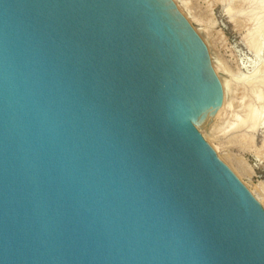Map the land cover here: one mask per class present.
<instances>
[{"label": "water", "instance_id": "obj_1", "mask_svg": "<svg viewBox=\"0 0 264 264\" xmlns=\"http://www.w3.org/2000/svg\"><path fill=\"white\" fill-rule=\"evenodd\" d=\"M222 102L173 0H0V264H264Z\"/></svg>", "mask_w": 264, "mask_h": 264}, {"label": "rangeland", "instance_id": "obj_2", "mask_svg": "<svg viewBox=\"0 0 264 264\" xmlns=\"http://www.w3.org/2000/svg\"><path fill=\"white\" fill-rule=\"evenodd\" d=\"M181 1L187 3V13L189 11L190 16L197 19L194 20L197 28L203 31L209 29L207 33L205 32L208 35L205 34L208 37L206 46L207 49L209 48V58L213 57L212 60H215L216 66L220 67L223 79L230 82L229 93L232 107L218 121L211 122L212 124L210 123L202 136L214 151L212 146L217 147L218 151L215 152L246 188L255 193L264 209V12L255 10L252 13L253 8L247 0ZM228 13L236 16L230 18ZM257 16L261 17L257 18ZM212 60L210 59L211 64ZM249 84L253 85L249 86ZM257 87L262 89L259 90ZM255 88L258 89L260 97L263 96L261 100L259 99L260 101H257L253 95ZM251 108L258 113L259 126L255 132L245 133L246 130L234 132L228 128V124L233 122V116L236 113L244 116ZM252 136L255 137L254 140ZM230 157L238 161L244 169L243 172L234 170L235 166L231 163Z\"/></svg>", "mask_w": 264, "mask_h": 264}, {"label": "bare ground", "instance_id": "obj_3", "mask_svg": "<svg viewBox=\"0 0 264 264\" xmlns=\"http://www.w3.org/2000/svg\"><path fill=\"white\" fill-rule=\"evenodd\" d=\"M174 2H175V4H176V6H177V8H178V10L182 13V14H184V16H185V18L189 21V23L194 27V29L196 30V32L199 34V36L203 39V41L205 42V44H208V42L206 41V38H208L207 36V31L209 30H207V31H203V30H201V29H199V28H197V26L195 25V23H194V20H197V19H195L194 17H191L190 16V12L188 11V13H187V9H188V6H187V3H184L183 1H181V0H173ZM247 1H249L248 3L252 6V13L253 12H255V10L257 11V10H260V11H262V12H264V0H247ZM241 3V2H240ZM245 2H243V4H244ZM247 3V2H246ZM243 4H241V5H243ZM246 5H248V4H246ZM250 6V7H251ZM259 11V12H260ZM245 12V11H244ZM242 13V12H241ZM229 14V13H228ZM250 14V13H249ZM236 16V15H235ZM235 16H232L231 14H229V17L230 18H233V17H235ZM248 16V15H247ZM262 16V15H261ZM261 16H259V17H261ZM264 16V15H263ZM258 16H257V18H259ZM257 18H255V20L257 19ZM235 19V18H234ZM233 19V20H234ZM256 21H258V20H256ZM196 22V21H195ZM198 23V22H197ZM210 23V22H209ZM212 23V22H211ZM198 24H200V23H198ZM211 25V24H210ZM206 32V33H205ZM205 34L207 35V36H205ZM208 41H209V39H208ZM207 42V43H206ZM209 43H211L210 41H209ZM211 47V46H210ZM210 49H212V48H210ZM208 50H209V48H208ZM211 51V50H210ZM256 52H258L257 50H256ZM210 54V53H209ZM212 54H214V53H212ZM211 54V55H212ZM257 54V53H256ZM211 57V56H210ZM215 57V56H214ZM213 58V57H212ZM212 58H210L211 60H212ZM215 61V60H214ZM213 60H212V64H213V69L215 70V73L217 74V76L219 77V79H220V81H221V85H222V89H223V102H222V105H221V108H220V110L218 111V113L216 114V116L214 117V119L212 120V122L214 121V122H216V121H218L225 113H227V111L232 107V104H231V98H230V93H229V87H230V85H229V83L230 82H227V81H225L224 79H223V77H222V74H221V72H220V70H219V68H218V66H216V62H214ZM254 81H256V80H254ZM261 81L263 82V79H261ZM255 85H257L258 86V84L257 83H254ZM253 84H249V86H252ZM260 86H262V85H260ZM245 87V86H244ZM256 87V86H255ZM258 88V87H257ZM231 89V88H230ZM244 89V88H243ZM251 89V88H250ZM259 89V88H258ZM257 89V90H258ZM262 89V88H261ZM261 89H259V90H261ZM246 90H248V88L246 89ZM246 90H245V92H246ZM252 90V89H251ZM257 90H256V88L254 89V91H255V93L253 94V95H255V98L257 99V101L261 98L262 99V97L264 96H262V97H260V94H258V92H257ZM244 91V90H243ZM254 91H252V92H254ZM251 92V91H250ZM260 92V91H259ZM248 93V92H247ZM252 94V93H251ZM245 96V95H244ZM248 96H250V95H248ZM251 97V96H250ZM253 99V98H252ZM260 99V100H261ZM251 100V99H250ZM259 100V101H260ZM254 101V100H253ZM254 104V103H253ZM251 105V104H250ZM252 106V105H251ZM254 107V106H253ZM248 108V107H247ZM256 108V107H255ZM249 109V108H248ZM232 114V113H231ZM234 114V113H233ZM234 117V120H233V122H231L230 124H228V128H230L232 131H234V132H236V131H241V130H246V132L245 133H253V132H255L257 129H258V113H257V111L254 109V108H251L244 116H242V115H238L237 113L233 116ZM213 122V123H214ZM229 122V121H228ZM212 124V123H211ZM210 125V124H209ZM263 125H264V122H263ZM212 126V125H211ZM211 126H210V128H211ZM215 127V126H214ZM209 129V128H208ZM211 129H213V128H211ZM210 130V129H209ZM248 130V131H247ZM243 131V132H244ZM264 131V130H263ZM206 132V131H205ZM210 133V132H209ZM228 133V132H227ZM247 135H249V134H247ZM253 135V134H252ZM242 136H244V135H242ZM248 137V136H247ZM249 138H250V135H249ZM249 138H248V140H249ZM255 139V137L253 138V136H252V140H254ZM209 140V139H208ZM251 140V141H252ZM210 143V142H209ZM213 145V144H212ZM212 147H214V149H215V151L217 150V147H215V146H212ZM218 151V150H217ZM230 160H231V163L232 164H234V166H235V169L234 170H236V171H239V172H243L244 171V169H243V167L238 163V161L235 159V158H232V157H230ZM255 190H257V189H255ZM251 194L258 200V202L259 203H261V201H260V199L255 195V193L253 192V191H251ZM262 199V198H261Z\"/></svg>", "mask_w": 264, "mask_h": 264}]
</instances>
